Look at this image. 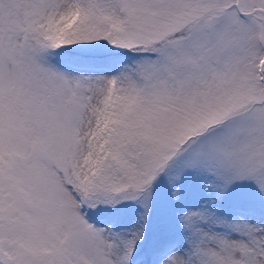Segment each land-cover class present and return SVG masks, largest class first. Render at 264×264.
Returning <instances> with one entry per match:
<instances>
[{"label":"snow or ice","instance_id":"obj_1","mask_svg":"<svg viewBox=\"0 0 264 264\" xmlns=\"http://www.w3.org/2000/svg\"><path fill=\"white\" fill-rule=\"evenodd\" d=\"M0 264H264V0H0Z\"/></svg>","mask_w":264,"mask_h":264}]
</instances>
